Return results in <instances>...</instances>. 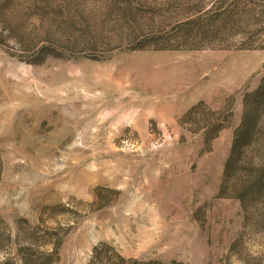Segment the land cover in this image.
I'll return each mask as SVG.
<instances>
[{
	"label": "rangeland",
	"instance_id": "374dc122",
	"mask_svg": "<svg viewBox=\"0 0 264 264\" xmlns=\"http://www.w3.org/2000/svg\"><path fill=\"white\" fill-rule=\"evenodd\" d=\"M0 161V264H264V0H0Z\"/></svg>",
	"mask_w": 264,
	"mask_h": 264
},
{
	"label": "trees",
	"instance_id": "16d2710c",
	"mask_svg": "<svg viewBox=\"0 0 264 264\" xmlns=\"http://www.w3.org/2000/svg\"><path fill=\"white\" fill-rule=\"evenodd\" d=\"M232 156L234 158V153L233 155H231V158L229 159V161H227L225 165V170H224L225 176H228V173H229L228 171L230 169L231 162H232ZM0 172H1V163H0ZM250 191L253 195L264 191V170H259L258 173L255 174V177L253 178V180L249 181L248 189L240 192V194L236 198L244 200L246 195L251 194ZM93 253H94L93 260L91 262H93L96 258H100L98 246L93 249Z\"/></svg>",
	"mask_w": 264,
	"mask_h": 264
}]
</instances>
